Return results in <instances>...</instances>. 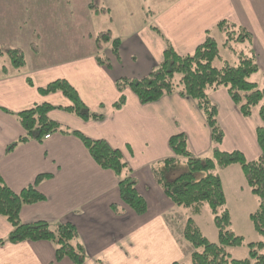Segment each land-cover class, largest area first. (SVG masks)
Listing matches in <instances>:
<instances>
[{"label": "crops", "instance_id": "1", "mask_svg": "<svg viewBox=\"0 0 264 264\" xmlns=\"http://www.w3.org/2000/svg\"><path fill=\"white\" fill-rule=\"evenodd\" d=\"M27 8L22 10L15 0L0 3L2 32L7 23L15 24L8 28L16 33L22 16L45 24L41 35L44 44L39 48L34 47L39 35L29 37L24 50L2 44L0 39L1 48L18 50L25 61L21 68H14L10 60V64L0 65V177L14 194L32 186L38 176L43 177L36 191L44 199L22 206L20 222L71 225L77 234L74 242L85 253L83 264L190 263L194 249L183 235L190 212L166 197L151 169L156 163L175 159L168 141L180 134L194 156L209 157L210 131L191 100L172 95L141 105L129 89L120 94L115 82L148 75L162 63L166 44L183 57L201 46L206 34L216 42L217 38L224 41L217 30L223 21L250 35V42L242 44L245 53L254 56L257 73L264 77V0H170L148 22L144 0H47L29 2ZM103 13L109 15L111 24L127 25L123 35L113 39L119 41L116 56L111 45L103 57L98 41L86 27L94 15ZM41 17L44 19H38ZM111 34L108 30L105 37L111 40ZM85 39L90 42L87 48ZM98 57L104 58L109 68L99 65ZM57 80L66 81L84 106L101 119L82 121L63 111L71 104L61 93H38V89ZM120 96L125 99L124 106L114 110ZM208 98L216 108V122L223 134L218 149L227 154L238 152L247 162L258 160L261 152L256 130L262 123L257 111L242 117L223 88L208 92ZM44 104L55 108L48 113L50 121L91 140L105 141L120 152L136 183V192L145 202L144 214L137 215L122 203L116 176L96 165L75 136L51 134L40 143L29 141L7 151L24 135L14 114ZM215 173L220 177L226 203V179L236 189L247 185L238 165ZM199 214L190 216L195 225ZM11 231L0 216V241ZM0 264L73 263L68 258L56 261L54 246L48 241H25L0 246Z\"/></svg>", "mask_w": 264, "mask_h": 264}, {"label": "trees", "instance_id": "2", "mask_svg": "<svg viewBox=\"0 0 264 264\" xmlns=\"http://www.w3.org/2000/svg\"><path fill=\"white\" fill-rule=\"evenodd\" d=\"M151 30L160 32L155 27ZM217 30L224 36L223 47L231 48V44L250 42V35L242 28L228 22H220ZM107 40V38H105ZM112 53L117 55L119 41L113 40ZM0 49V53L2 54ZM14 68H21L25 61L21 52L16 49L5 50ZM97 63L109 68L107 61L98 57ZM215 61L221 65L216 67ZM258 71L254 56L240 52L238 62L230 64L223 60L219 53L217 42L206 34L204 43L196 50L183 57L177 56L166 44L162 63L148 75L140 79H120L115 82L117 91L121 94L129 89L141 105L155 103L163 97L178 95L182 99L191 100L203 116L210 131L212 149L210 156L199 158L188 149L184 135H176L169 139L168 146L175 159H168L152 166L155 182L166 197L177 207L188 213L184 229V239L189 242L194 252L189 264H264V87L250 82L249 78ZM30 84V82L28 81ZM223 88L232 103L244 118H248L255 109L262 126L256 130V141L260 149V157L254 162H247L238 152L222 153L218 146L223 134L216 122V108L208 98V92ZM61 93L71 106L63 109L76 118L88 122L100 120L101 117L92 114L80 101L77 93L64 80L54 81L44 88L38 89L41 95ZM125 103L120 96L114 104V110H120ZM55 108L49 105H38L32 109L14 114L24 130V135L8 146L12 150L18 144L29 141L42 142L45 135L64 134L78 138L92 160L103 170L111 171L118 180L120 200L137 215L146 211L144 200L137 194L135 181L131 171L122 159L120 152L109 147L105 141L91 140L82 134L70 131L48 119V113ZM183 158L187 171L172 176L176 159ZM231 165L240 166L251 193L258 198L257 209L249 215L255 232L262 241L248 244V258L234 260L227 252L228 248L242 245V238L236 236L230 229L231 220L226 210V201L220 177L215 173ZM43 177L38 176L32 186L19 194L12 193L0 177V216L11 226L8 237L0 241L4 244H18L25 241H48L54 246L55 260L68 258L73 264H83L85 253L79 244L75 229L68 224L51 226L45 222L24 225L19 220L22 206L35 204L44 198L36 191V185ZM209 206L217 229L218 242L210 243L200 232L190 217L200 213L201 207ZM183 264V263H173Z\"/></svg>", "mask_w": 264, "mask_h": 264}, {"label": "rangeland", "instance_id": "3", "mask_svg": "<svg viewBox=\"0 0 264 264\" xmlns=\"http://www.w3.org/2000/svg\"><path fill=\"white\" fill-rule=\"evenodd\" d=\"M10 2L13 0H0V3L2 2ZM17 1L21 7L22 10H28L27 3H38V2H45L47 0H15ZM170 2V0H144V13L145 15V21L148 19H152V17H155V14L162 11L167 4ZM43 17V16H42ZM38 18L40 20H43L44 18ZM5 20V19H4ZM22 24H20V28L15 32H12L9 30V25L5 23L4 25V31H0V39L2 44L12 46V48L18 47L22 48L26 44V40L31 36H34L35 38L37 35L40 37L36 42H34V47L36 46L39 48L44 42L42 41L41 35L44 34L45 30V24L43 22L34 21L33 18L27 19L26 17L21 18ZM148 22V21H147ZM127 25H114L110 23L109 15L106 13H103L99 16H93L89 20V24L86 25L87 29L90 30L95 40L98 41V45L101 47V55L103 57L106 56L105 52L107 49L111 48V40L116 38L118 35H123L124 29ZM87 30V31H88ZM111 31V40H105V34L107 31ZM41 41V42H39ZM70 42V40H69ZM218 46H219V53L223 60H226L230 64H235L238 62V55L240 52H245L246 46H244L242 43H234L231 44V48L227 49L226 47H223L222 41L220 38H217ZM88 39H85V46L86 48L89 46ZM15 46V47H14ZM44 46L41 48V51L43 50ZM2 49L3 54L0 55V65L1 64H10L9 63V56H7L5 50ZM11 49V48H10ZM24 50V49H23ZM214 65L216 67H219L221 65L220 61H215ZM249 81L256 84L258 89H261L264 87V77L260 72H256L252 74L249 78ZM174 168V173L172 175H169V177L175 176L180 173H184L187 171V165L185 163V160L183 158H177L176 164ZM227 178V177H226ZM225 180V177H224ZM238 182V184L236 183ZM235 184L241 185L240 181H235ZM242 189H239L236 191V187H233L231 183L228 184V180L226 179V192H227V203H226V210L229 209L231 215V231L236 235L242 238L243 242L242 245L239 247L234 248H228L227 252L229 253L230 257L234 260H244L248 258V244L250 243H257L262 241L261 236H259L254 228L252 223L250 222L248 212H254L258 205L259 201L258 198L251 194V192L248 190L246 184L241 185ZM238 194L239 196H236ZM238 198V200L236 199ZM229 213V212H228ZM213 215L211 213V210L208 205L204 204L201 207V213L198 217L195 218V223L200 229V232L202 235L210 242L216 244L218 242V236H217V229L214 225V219ZM189 264V262H188Z\"/></svg>", "mask_w": 264, "mask_h": 264}, {"label": "built area", "instance_id": "4", "mask_svg": "<svg viewBox=\"0 0 264 264\" xmlns=\"http://www.w3.org/2000/svg\"><path fill=\"white\" fill-rule=\"evenodd\" d=\"M48 138H49V135H45V136H44V139H48Z\"/></svg>", "mask_w": 264, "mask_h": 264}]
</instances>
